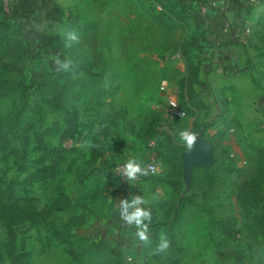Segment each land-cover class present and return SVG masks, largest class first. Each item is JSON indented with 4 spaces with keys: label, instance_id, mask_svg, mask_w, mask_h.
<instances>
[{
    "label": "rangeland",
    "instance_id": "rangeland-1",
    "mask_svg": "<svg viewBox=\"0 0 264 264\" xmlns=\"http://www.w3.org/2000/svg\"><path fill=\"white\" fill-rule=\"evenodd\" d=\"M2 1L6 18L24 39L25 57L20 66L30 69L37 85L29 91V108L21 126L12 121L11 98L0 97V123L8 140L0 144V264H124L127 257L133 258L139 241L136 229L118 217L119 201L141 195L148 201L143 207L150 208L152 216H162L169 208L170 195V188L158 181L165 166L157 163L155 172L136 182H127L122 171L116 177L103 175L97 166L105 158L124 166L129 152L145 166L152 151L149 142L155 139L149 129L166 130L185 147L179 133L188 130L193 120L209 124L206 135L213 141L215 161L229 154L236 169L221 171L212 185L200 186L195 197L200 206L184 208L176 225L182 246L178 264H264V232L246 220L239 206V198L249 195L241 185L255 168V154L248 142L264 143V99L259 107H249V101L243 107L219 106L211 92L194 115L175 118L168 113L165 91L159 89L160 81L167 79L169 88L179 95L185 57L173 54L195 47V53L199 52L203 44L189 38L203 33L206 18L177 0ZM162 2L163 10L158 7ZM173 5L185 11L177 12ZM241 10L243 22L234 31L244 44L240 51L247 53L246 60L253 66L251 81L258 85L259 79L264 80V0ZM69 31L80 37L71 47L66 46ZM57 53L87 70L78 74L59 109L44 100L52 93V59ZM9 58L7 41L0 36V60ZM259 66L263 71H258ZM21 77L29 76L0 69V80ZM201 80L208 79L203 76ZM204 86L207 91L208 84ZM199 94L206 96L202 89ZM253 114L258 117L252 118ZM100 123L107 124V137L94 132ZM22 126L27 129L26 142ZM88 140L95 146H78ZM22 142L28 151L24 170L19 169L11 147L19 148ZM99 148H104L103 154ZM52 150L62 154L56 173L27 180L36 166L49 161ZM118 151L122 158L117 159ZM183 180L190 193L191 177L187 183L183 175ZM253 189L264 193V181ZM80 213L85 222L69 225L73 222L69 218ZM92 223L101 237L87 234ZM153 227L149 235L156 237L157 226ZM73 231L78 237L69 243L65 232ZM100 239L105 245L97 250L92 241ZM109 248L118 250L116 255ZM148 256L143 252L144 263Z\"/></svg>",
    "mask_w": 264,
    "mask_h": 264
},
{
    "label": "trees",
    "instance_id": "trees-1",
    "mask_svg": "<svg viewBox=\"0 0 264 264\" xmlns=\"http://www.w3.org/2000/svg\"><path fill=\"white\" fill-rule=\"evenodd\" d=\"M155 3H153L154 5ZM157 4V3H156ZM155 4V5H156ZM176 5H173L174 10L177 12L181 10L185 11L183 7L180 6L175 8ZM188 6V5H187ZM162 10L165 9V4L162 2L161 5H158ZM189 7V6H188ZM191 9V7H189ZM171 8L168 9L170 11ZM159 16H163V13L157 12ZM164 17V16H163ZM161 18V17H160ZM0 36L7 41L8 49L10 51V58L8 60H0V69L5 71H14L20 73L21 77L19 79L12 80H0V97H9L12 100L11 108V118L16 125L21 126V120L24 117L26 111L29 108V91H32L37 85L34 81L30 69H22L20 66L21 60L25 57L24 53V39L21 36L16 34V30L11 23V21L6 18V11L4 9L3 1L0 0ZM189 40V39H188ZM193 43V42H192ZM187 49V48H186ZM184 50L179 51L182 59L185 57V72L180 81L178 82V91L177 95L178 105L185 111L187 114H192L194 109H198L203 106V102L199 96V93L195 90L194 85L199 82L200 78V58L197 56L194 50L197 47L192 48L191 51ZM85 66L75 64L73 62V70L68 72H56L54 73V78L51 81V90L52 93L47 94L44 97V100L50 104L51 108L59 109L62 107V99L70 91L73 85V81L77 78L80 72H86ZM179 96V98H178ZM37 108V106H34ZM106 123H100L104 125ZM211 124V123H210ZM201 126V124L195 123V126ZM209 124L202 123L203 129L201 133L204 134L206 127ZM26 127V126H25ZM25 127L22 126L24 130L21 136L23 137V142H26L28 139L27 134L25 133ZM108 126L103 128L101 132H97L98 135H104L107 137L109 131ZM4 125L0 123V144H7V137L5 133ZM190 131L195 132V129ZM200 131V129H199ZM148 134L151 138H155L154 146L152 150L155 154L162 158V161L166 164V170L159 173L158 181L166 184L170 188V195L168 198L169 208L158 220L164 227L165 234L170 240V249L169 252L172 256L170 264H178L179 259L176 258L172 253L177 251V254L180 252L176 244V231L175 226L178 223V220L182 214L183 209L186 206H200L199 202L196 201L197 191L200 186L212 185L217 175L221 171L231 172L236 169L234 159L229 154H225L223 157L220 156L210 168H205L202 165H196L192 169L191 181L189 183V191L187 192L184 188L185 182L183 180V166L181 161V151L185 148L183 145L177 144L172 135L166 130L155 131V129H149ZM22 142V143H23ZM14 151L15 161L19 166L20 170L26 169V159H27V148L23 145L19 148L11 146ZM248 147L255 154V168L253 174L246 179L242 187H247L248 194L243 198H239V206L241 212L246 220L253 226L260 228L264 232V193L257 194L255 189L260 187L262 181H264V143L260 140L254 141L250 140L248 142ZM100 154H103L104 148H99ZM62 154L56 150L50 152L49 161L45 164L36 166L35 169L30 173L27 180L30 179H44L52 177L58 168V165L61 162ZM98 171L103 175H115V165L114 163L108 162L106 160L104 163L97 166ZM251 188V189H249ZM55 202V201H54ZM81 202H83L81 200ZM119 217V214H118ZM73 222L69 225H80L83 224L86 220V217L83 213L73 215L69 218ZM67 233V234H66ZM66 237L71 243L78 236L75 232H65ZM264 234V233H263ZM93 247L101 249L105 244L103 239L93 242ZM109 250L116 255L115 248H109Z\"/></svg>",
    "mask_w": 264,
    "mask_h": 264
},
{
    "label": "crops",
    "instance_id": "crops-1",
    "mask_svg": "<svg viewBox=\"0 0 264 264\" xmlns=\"http://www.w3.org/2000/svg\"><path fill=\"white\" fill-rule=\"evenodd\" d=\"M177 1L179 3H185L186 5L191 7V9L195 10L198 14L202 10L203 3L209 4V7L207 9L208 11L207 16H205L206 21L205 23L203 22L204 24L201 25L202 27L201 31H203V33L195 36L191 35L190 37L192 38H189L193 43L195 42L196 44L199 43L203 44L200 45L201 48H199V52H201L200 50H203V52L200 53V55L203 56V54H205V56L203 57L204 59L201 56H199L198 50L196 52L201 60L200 61L201 78H199V82L194 85V88L198 93L201 91V89L204 94L206 93V96L204 95L200 96L199 94L203 102V105L208 101L207 100L208 96L211 95L212 92L213 101L218 105L220 104L219 106H221L222 103L223 104L227 103L230 104L231 106L232 104L233 106L235 105L234 107H243L244 106L243 104L249 101L250 103L248 104L249 107L251 106L259 107V105L261 104L260 100L264 99V80L259 79L258 85L252 83L251 74H252L253 66L250 65L249 62L246 60L247 53L245 56L243 52L240 51V48L244 44L239 42L240 40L237 37H234L228 31H224L222 28L223 23L225 21L229 20L231 22L234 18L236 19L232 21L233 22V24H231L232 29L231 28L230 29L233 30L234 28L241 27V24H239V21L243 22V17H241L243 11L241 10V7H245L246 0H177ZM179 3H177V5ZM236 15L237 17H234ZM206 44H210V45H206ZM212 44L213 47H211L210 50L209 46H211ZM254 63L256 66L259 65L257 57L256 59H254ZM260 70L261 67L259 66L258 71ZM184 72H185V68H184ZM203 76L207 77L208 80L202 81L201 79H203ZM200 84L203 87H205L204 86L205 84H208L209 87L207 91H205L203 87L200 86ZM173 92L176 95V89ZM263 103L264 101L262 102V104ZM239 104H241V106H239ZM200 108L198 109L195 108L193 113L189 115L191 116L194 115L195 112ZM249 110H245V113H247ZM255 116L256 115L253 114L252 118H254ZM195 123L199 125L201 124L193 120L188 130L190 131L193 128L195 129V133H201V129H203L202 124L200 127L196 129V126L198 125L195 126ZM207 128L208 127H206V129ZM206 129L204 131V134L201 133L205 137H207ZM207 138L211 140L210 137ZM182 151H186L185 148ZM182 151L180 153H182ZM117 153L119 154L117 156V159L123 157V154L120 153V151H118ZM126 157L127 159H132V152H129V155H127ZM155 159L157 163H161L162 165H164L165 166L164 170H166L167 167L166 164L162 161V158L156 155ZM160 217L162 216H153V222L149 225V227L151 228H154L153 224L157 226L155 231L156 237H153L154 235L150 236L151 240L153 241L152 246L144 247L143 245H141L140 247V242L138 243L135 242L136 250H135V254L133 255L131 264H170L172 256L169 251L166 254H161V256L152 255L153 248L156 245L155 243L159 242V240L157 241L159 235L161 233L165 234L163 225L158 221ZM87 229H88L87 234L91 236V238L97 236L101 237L102 233H99L100 230L97 231V227H94L93 223L92 225L90 224L89 226H87ZM175 231H176V226H175ZM176 244L180 252L177 254L176 251V253L173 252L172 254L177 257L178 255H180L182 251V246L177 240V234H176ZM143 252L145 255L149 254V256L145 258L146 261L145 263L141 259Z\"/></svg>",
    "mask_w": 264,
    "mask_h": 264
},
{
    "label": "clouds",
    "instance_id": "clouds-1",
    "mask_svg": "<svg viewBox=\"0 0 264 264\" xmlns=\"http://www.w3.org/2000/svg\"><path fill=\"white\" fill-rule=\"evenodd\" d=\"M66 39L69 42L66 46L71 47L72 43H79L80 37L75 31H69L66 34ZM52 65L56 72H68L73 70V60L69 58H61L57 53L52 59ZM107 124L96 125L94 132H101ZM198 134L187 129L179 133V140L186 149L190 152L194 149L197 143ZM81 147H94L90 140L85 141ZM155 171L153 165L144 166L142 161L137 159H128L124 165L122 176L125 180L136 182L141 177H147ZM131 185H134L131 184ZM148 204V201L141 195L131 196L130 199L125 198L119 201V216L120 219L129 227L136 229L135 237L144 247H151L153 241L149 235V225L153 221V216L150 208L143 207ZM170 249V240L164 233L159 235V242L155 245L152 255L166 254Z\"/></svg>",
    "mask_w": 264,
    "mask_h": 264
},
{
    "label": "built area",
    "instance_id": "built-area-1",
    "mask_svg": "<svg viewBox=\"0 0 264 264\" xmlns=\"http://www.w3.org/2000/svg\"><path fill=\"white\" fill-rule=\"evenodd\" d=\"M261 0H246V5L245 6H254V5H257L258 3H260ZM3 5H4V9L6 11V5L3 1ZM209 7V4H205L203 3L202 4V10L200 11V15L201 17L205 18L206 14H207V9ZM223 30L224 31H228L230 32L234 37H238V32H235L234 29L231 30L230 29V26H229V21H225L223 23V26H222ZM246 32L248 33L249 32V29L247 28L246 29ZM173 57H176V58H182L181 57V54L179 52H174L173 54ZM171 86V85H170ZM159 89L165 91V97H166V101H167V105H168V113L171 117H175V118H183L186 113L185 111L178 105V100H177V97L175 95V93L169 88V81L167 79H162L159 83ZM154 139H151L150 142H149V145L150 147L152 148L154 146ZM156 154L155 152L152 150L151 153H150V156H149V160L147 161V163L145 164V166L151 164L153 165L155 171L157 170V162H156ZM123 168L124 166L120 164H116L115 165V172L116 174L119 173V171H122L123 172ZM154 171V172H155ZM122 176V174H121ZM123 178V176H122ZM132 262V258L131 257H127L126 258V261L124 264L128 263V264H131Z\"/></svg>",
    "mask_w": 264,
    "mask_h": 264
},
{
    "label": "water",
    "instance_id": "water-1",
    "mask_svg": "<svg viewBox=\"0 0 264 264\" xmlns=\"http://www.w3.org/2000/svg\"><path fill=\"white\" fill-rule=\"evenodd\" d=\"M197 143L192 151H182L181 160L183 166V175L185 181L188 183L191 177L192 169L195 165H202L205 168H210L215 161L213 156L214 144L207 137L201 133H197Z\"/></svg>",
    "mask_w": 264,
    "mask_h": 264
}]
</instances>
